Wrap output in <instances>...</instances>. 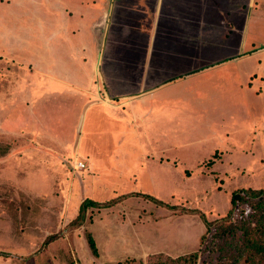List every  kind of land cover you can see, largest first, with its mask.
Returning <instances> with one entry per match:
<instances>
[{
	"label": "rangeland",
	"instance_id": "rangeland-1",
	"mask_svg": "<svg viewBox=\"0 0 264 264\" xmlns=\"http://www.w3.org/2000/svg\"><path fill=\"white\" fill-rule=\"evenodd\" d=\"M144 1L117 0L89 83L66 92L38 80L43 58L36 34L47 19L40 0H0V252H6L0 264H187L185 255L200 248L203 216L211 221L227 215L234 190L264 187V36L259 32L264 24L255 28L262 37L254 40L263 50L248 54L245 7L242 14L233 8L224 20L216 12L207 14L205 33L173 31L170 22L153 33L151 15L140 10L150 11L156 0ZM12 47L22 51L13 57L6 53ZM16 55L24 60L16 61ZM167 81L162 95L169 94V177L142 180L158 197L167 188L163 199L127 192L113 210L87 207L77 224L86 198L109 200L141 188L124 177L114 179L118 174L109 162L114 154L136 158L138 149L128 141L133 130L123 142L111 136L115 124L107 130L96 119L99 126L86 130L79 144L83 107L90 101L122 105ZM108 136L111 145L93 150ZM117 142L124 144L118 153ZM80 145L97 162L90 177L98 183L82 179L88 160ZM80 160L86 168H76ZM134 207L146 215L129 214ZM150 213L154 220H137ZM50 234L57 237L44 243ZM165 242L169 255L147 253Z\"/></svg>",
	"mask_w": 264,
	"mask_h": 264
},
{
	"label": "crops",
	"instance_id": "crops-1",
	"mask_svg": "<svg viewBox=\"0 0 264 264\" xmlns=\"http://www.w3.org/2000/svg\"><path fill=\"white\" fill-rule=\"evenodd\" d=\"M141 2L145 3L144 0H141ZM224 6L230 7V9H222ZM117 7V0H40V12L47 19L44 25L40 24V32L36 34L40 45L38 46V55L43 58L39 60L43 65L39 63L38 69L39 72L43 69V72L41 71L42 73L38 80H43L46 86L65 88L66 92H70L72 88H78L84 83H89L91 74L94 71V58L98 54V45L109 32V13H115ZM242 7L246 8L242 18L243 24L247 22L244 42L245 49H247L246 52L248 54L260 52L263 48L256 49L255 47L257 46L254 40L264 36L263 28L262 30L259 29L262 36L257 35L255 29L262 27L264 24V0H156L153 6L150 7V11L147 12L145 7H143L140 13L144 17L151 15L150 22H152V25L150 27L153 26L151 30V32L154 31L153 33H157L159 27L163 24L169 27V22L172 23L173 31L174 29H179L183 34H187L190 31L205 33L207 31L203 30L205 29L204 21L207 14L216 12L219 16H223L221 18L224 20V16L233 13L234 10L236 13L242 14ZM108 19L109 21L107 22ZM231 21L233 20L229 18V22ZM50 23H53V26ZM193 24H196L194 29H192ZM48 28H51L52 32L44 34ZM228 29L232 32L236 30L234 25H229ZM165 35L169 36V29H166ZM18 50L21 49L19 48ZM18 50L12 47L6 53L14 57ZM23 60L24 58L22 60L17 59L16 55V61ZM88 69H90V74L87 72ZM162 85L148 90H139L140 93H137L138 96L136 98L123 102L121 103L122 105L90 101L83 107L82 117L84 122L79 144L80 142L82 143L86 130L89 132L91 127L97 128L99 126L97 122L102 119L103 123L107 124V130L113 124L118 128L115 132L110 129L113 139L116 138L118 140L120 138L122 140L124 138V142L128 133L133 130V134H129L128 141L132 142L133 148L138 149L136 158H115L117 154H114L112 160L107 161L113 163L110 165V168H113L111 172L118 174L117 177L114 176V179L124 177V181L132 180L140 185L141 188L139 189L137 186L134 190L124 191L113 199L95 201L110 202L118 200L119 202H124L126 198L123 195L127 192H131L133 197L138 199H163V193H166L167 188L160 190L162 195L158 197L155 193L146 191L142 184L145 175L153 180L158 179L157 177H164L168 180L169 177V94L162 95V91L168 89V81ZM85 99L83 98V101H86ZM125 120L128 121V124H124ZM110 138L108 136L103 144L98 141L97 146L92 145L93 150L94 148L104 149L108 147L111 142ZM120 142H117L115 146L117 153L124 145ZM79 151L88 160L87 168L85 165L87 174H82V179H85L84 182L87 185L93 184L94 181L96 182V177L92 176V178L90 174L94 175L97 162L91 157L90 151L81 149V145L79 146ZM77 164L75 166L79 168ZM167 182L169 181H165V184ZM108 183L110 184L111 182L108 181ZM125 184H128V182H125ZM125 184L123 183L122 186ZM86 189L88 188L86 187ZM90 199L92 198L90 197ZM114 201L107 208L113 210ZM127 211L129 214L131 211H133V214L134 211H140L139 214L146 215L141 212L143 208L134 207ZM181 215L188 216L189 214L183 213ZM147 216L149 217H138L137 220L141 222L142 219L154 220L152 213ZM157 220L155 219V221ZM200 236L197 238L199 239ZM140 243L142 245V242ZM160 246L161 248L159 246L154 248L153 246L147 253L164 252L168 255L172 253L169 251V242L161 243ZM110 259L112 258L110 257Z\"/></svg>",
	"mask_w": 264,
	"mask_h": 264
},
{
	"label": "trees",
	"instance_id": "trees-1",
	"mask_svg": "<svg viewBox=\"0 0 264 264\" xmlns=\"http://www.w3.org/2000/svg\"><path fill=\"white\" fill-rule=\"evenodd\" d=\"M113 201L100 203L86 198L77 224L82 222L87 207L109 206ZM230 201L227 215L211 221L202 215L206 229L200 236V248L185 255L187 264H196L199 258L204 260L202 264H264V187L234 190ZM55 237L51 234L45 242ZM89 242L97 252L92 238Z\"/></svg>",
	"mask_w": 264,
	"mask_h": 264
},
{
	"label": "built area",
	"instance_id": "built-area-1",
	"mask_svg": "<svg viewBox=\"0 0 264 264\" xmlns=\"http://www.w3.org/2000/svg\"><path fill=\"white\" fill-rule=\"evenodd\" d=\"M77 165H78L79 168H84L85 167V163L83 161H79Z\"/></svg>",
	"mask_w": 264,
	"mask_h": 264
}]
</instances>
